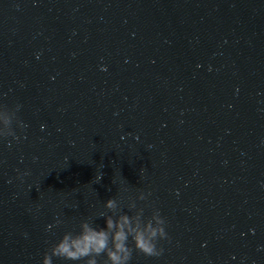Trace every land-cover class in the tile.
<instances>
[{
  "label": "water",
  "instance_id": "obj_1",
  "mask_svg": "<svg viewBox=\"0 0 264 264\" xmlns=\"http://www.w3.org/2000/svg\"><path fill=\"white\" fill-rule=\"evenodd\" d=\"M0 105V264L140 191L131 264H264V0H0Z\"/></svg>",
  "mask_w": 264,
  "mask_h": 264
},
{
  "label": "clouds",
  "instance_id": "obj_2",
  "mask_svg": "<svg viewBox=\"0 0 264 264\" xmlns=\"http://www.w3.org/2000/svg\"><path fill=\"white\" fill-rule=\"evenodd\" d=\"M19 107L12 109L0 105V138H17L14 123L21 128L26 127L17 116ZM102 175L96 176V182ZM148 195L150 193L140 191L135 199L128 198L127 207L131 215L123 211L117 198H109L104 202L108 213H99V217L105 219V227L96 224L92 217L82 219L79 231L64 232L43 254L42 264H53L54 257L74 262L83 260L84 264H100L98 257H106L103 264H131L136 252L147 257H159L164 251L160 241L169 239V235L166 220L158 208H153L151 215L145 217V207L137 205V200L147 201ZM57 223L62 221L57 220Z\"/></svg>",
  "mask_w": 264,
  "mask_h": 264
}]
</instances>
